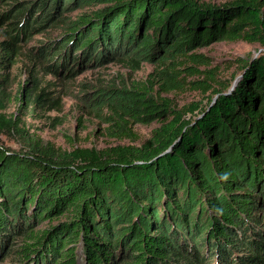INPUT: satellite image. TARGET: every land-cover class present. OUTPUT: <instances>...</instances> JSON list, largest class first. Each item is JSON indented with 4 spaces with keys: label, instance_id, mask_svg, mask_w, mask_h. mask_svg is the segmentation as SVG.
<instances>
[{
    "label": "trees",
    "instance_id": "1",
    "mask_svg": "<svg viewBox=\"0 0 264 264\" xmlns=\"http://www.w3.org/2000/svg\"><path fill=\"white\" fill-rule=\"evenodd\" d=\"M53 25L60 35L31 48L32 59L69 79L73 54L80 68L98 48L147 60L164 52L172 64L223 40L264 48V0H0V68L29 32ZM240 70L231 84L195 70L216 98L188 119L168 100L133 92V118L164 122L151 141L98 152L10 151L0 89V263L264 264V56ZM18 92L28 106L48 100L33 69Z\"/></svg>",
    "mask_w": 264,
    "mask_h": 264
},
{
    "label": "rangeland",
    "instance_id": "2",
    "mask_svg": "<svg viewBox=\"0 0 264 264\" xmlns=\"http://www.w3.org/2000/svg\"><path fill=\"white\" fill-rule=\"evenodd\" d=\"M197 1L223 4L229 0ZM87 10L76 8L72 14ZM61 31L53 25L51 29L32 36L29 32L28 40L17 44L16 53L5 69L0 68V89L4 92L2 113L13 122L2 139L12 152H27L35 144L57 153L74 149L98 152L117 146L142 145L152 140V132L165 119L147 124L133 118L129 114L133 106L131 100L135 99L133 92L145 91L154 99L168 100L172 109L188 113L185 117L188 119L191 114L188 110L194 105L207 107L216 98H208L210 92L199 88L196 82L203 77L195 75V70H215L217 81L231 84L234 79L235 82L239 80L238 71L247 61L264 56V48L258 44L227 40L194 50L189 53V58L180 57L175 64L172 59L162 58L164 52L147 60L145 54L138 51L103 53L98 48L86 56L85 59H89L80 68L76 66L77 53H72L68 63L75 67L76 73L72 78L61 79L43 71V67L49 64L47 60L39 59L36 65L32 59L35 55L30 50L41 42L55 39ZM4 39L0 29V42ZM192 54L203 55L205 64L193 62L192 59L197 58H190ZM129 59L137 63H131ZM31 69L45 87L46 95L42 98L48 100L28 106V102H21L17 95H20L18 91L27 81ZM132 113L140 115L138 110ZM120 123L131 130V137L122 135L125 133L118 128ZM8 248L10 244L5 251ZM10 262L8 257L0 264Z\"/></svg>",
    "mask_w": 264,
    "mask_h": 264
},
{
    "label": "water",
    "instance_id": "3",
    "mask_svg": "<svg viewBox=\"0 0 264 264\" xmlns=\"http://www.w3.org/2000/svg\"><path fill=\"white\" fill-rule=\"evenodd\" d=\"M233 88V87H232Z\"/></svg>",
    "mask_w": 264,
    "mask_h": 264
}]
</instances>
